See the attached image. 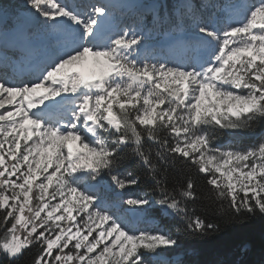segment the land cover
<instances>
[{"label": "snow or ice", "instance_id": "snow-or-ice-1", "mask_svg": "<svg viewBox=\"0 0 264 264\" xmlns=\"http://www.w3.org/2000/svg\"><path fill=\"white\" fill-rule=\"evenodd\" d=\"M27 5L55 47L34 79H0V258L16 264L35 247L32 264H148L146 254L174 247L127 221L151 207L147 196L114 213L99 195L105 177L120 190L138 183L115 172L128 149L160 192L156 203L188 231L217 225L189 208L199 198L191 177L169 191L165 174L177 163L204 175L220 212L264 216V139L244 150L214 143L220 130L264 121V0L224 27L194 21L205 54L180 65L142 55L147 37L135 30L110 33L104 5Z\"/></svg>", "mask_w": 264, "mask_h": 264}, {"label": "trees", "instance_id": "trees-1", "mask_svg": "<svg viewBox=\"0 0 264 264\" xmlns=\"http://www.w3.org/2000/svg\"><path fill=\"white\" fill-rule=\"evenodd\" d=\"M27 0H0V11H8L13 15H18L25 8L23 4ZM172 0H167L168 7ZM264 129V121L257 123L252 132H225L218 131V140L224 141L227 136L252 135ZM252 146V145H251ZM155 151V146H153ZM121 179L137 178L136 185H130L120 190L111 181L110 177H105L113 191H119L122 196L145 194L155 201L152 215L158 217L162 227L177 241L171 248L159 249L169 255L182 254L181 264H264V216L241 215L233 218L231 215L218 210V202H214L210 186L206 183L204 175L198 173L195 167L185 163H177L175 167H170L165 174L166 186L169 191L178 195V190L186 185L189 177L195 182L196 192L199 198L193 203L189 202L190 209H195V214L199 215L206 222L215 223L217 229L207 234L201 235L186 230L185 221L175 214L171 217L165 215V209L161 207L157 200L161 194L155 190L153 180L148 176L147 169L132 154L131 149L122 154L120 165L115 169ZM111 195V193H109ZM226 207V205H225ZM170 212V210H168ZM180 231H177V229ZM35 247L25 250L16 264H32V260L37 255ZM0 264H7V261L0 258Z\"/></svg>", "mask_w": 264, "mask_h": 264}, {"label": "rangeland", "instance_id": "rangeland-1", "mask_svg": "<svg viewBox=\"0 0 264 264\" xmlns=\"http://www.w3.org/2000/svg\"><path fill=\"white\" fill-rule=\"evenodd\" d=\"M23 6H25V8H27V11L23 14V18L26 19L28 15H33L32 14V10L28 7L27 5V1H25V3L23 4ZM80 12V11H79ZM1 14V13H0ZM4 14V13H3ZM1 14V15H3ZM120 20V26H119V29L121 30H128V29H132V30H135V25L131 23V20L130 19L128 22H127V19H125V17H120L119 18ZM45 25L42 24V30H44V27ZM42 35V33H39ZM154 34V33H152ZM38 38V37H37ZM152 39H147V43L150 42ZM255 145V144H254ZM253 146V145H252ZM249 147V146H248ZM247 146L246 147H241V148H237V149H232V150H244L246 148H248ZM251 147V146H250ZM222 150L223 149H228V148H222L220 147ZM105 187L108 188V186L106 185ZM146 195L143 194L141 196H138L137 194H132V198H143L145 197ZM147 198L151 201V207L145 209V210H142L141 211V215H143L144 213H150V211H152L153 207L155 205V201H153V199L149 196H147ZM116 211H114L115 213ZM168 216L170 215L169 213H166ZM135 229L137 230H141V231H146V232H151V233H160V234H164V235H168V233L162 228L161 225H158V223L155 221L154 223H143V224H140V227H135ZM163 248V247H162ZM162 248H159V249H162ZM157 249V250H159ZM146 260L148 261V264H160L156 261L153 260L152 257H150L149 255L146 254ZM166 264V263H164ZM171 264V263H170ZM172 264H174V262H172Z\"/></svg>", "mask_w": 264, "mask_h": 264}, {"label": "bare ground", "instance_id": "bare-ground-1", "mask_svg": "<svg viewBox=\"0 0 264 264\" xmlns=\"http://www.w3.org/2000/svg\"><path fill=\"white\" fill-rule=\"evenodd\" d=\"M102 1V3L103 4H111V3H113V2H115L116 1V3H115V5L118 7L119 5H121V4H126V5H131V4H133L134 3V1H131V0H101ZM130 7V6H129ZM77 11H79V10H77ZM3 14V13H2ZM4 15V14H3ZM112 25H113V23L111 22V17H110V15H109V18H108V22L106 23V25H105V27H106V29L109 31V32H112ZM14 36H15V38H23V36H22V34L21 33H17V32H15L14 33ZM38 38H39V36H38ZM38 38H36V39H38ZM177 44V43H176ZM8 107H11V106H8ZM0 111H2V110H0Z\"/></svg>", "mask_w": 264, "mask_h": 264}]
</instances>
